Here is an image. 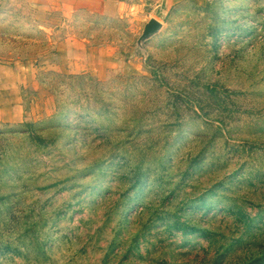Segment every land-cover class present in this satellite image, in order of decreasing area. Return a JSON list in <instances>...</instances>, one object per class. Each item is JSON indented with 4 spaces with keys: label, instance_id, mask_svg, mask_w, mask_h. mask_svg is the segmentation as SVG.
Returning a JSON list of instances; mask_svg holds the SVG:
<instances>
[{
    "label": "rangeland",
    "instance_id": "374dc122",
    "mask_svg": "<svg viewBox=\"0 0 264 264\" xmlns=\"http://www.w3.org/2000/svg\"><path fill=\"white\" fill-rule=\"evenodd\" d=\"M42 10L0 0V264H264V0H179L143 50Z\"/></svg>",
    "mask_w": 264,
    "mask_h": 264
},
{
    "label": "crops",
    "instance_id": "0c3cea01",
    "mask_svg": "<svg viewBox=\"0 0 264 264\" xmlns=\"http://www.w3.org/2000/svg\"><path fill=\"white\" fill-rule=\"evenodd\" d=\"M179 0H33L39 5L42 11L55 12L64 10L65 12H84L90 15L108 17H123L125 13L131 18V13L135 18L141 19L143 24L151 17L158 18L155 14H166L167 8ZM3 67H0V116L3 111L17 101L16 96H7L8 92L5 86H16L9 83L2 73ZM16 104V103H15Z\"/></svg>",
    "mask_w": 264,
    "mask_h": 264
},
{
    "label": "water",
    "instance_id": "95a60500",
    "mask_svg": "<svg viewBox=\"0 0 264 264\" xmlns=\"http://www.w3.org/2000/svg\"><path fill=\"white\" fill-rule=\"evenodd\" d=\"M163 27V23L156 19L155 17H151L143 26L140 35L136 40V46L138 50L144 49V42L157 35Z\"/></svg>",
    "mask_w": 264,
    "mask_h": 264
}]
</instances>
